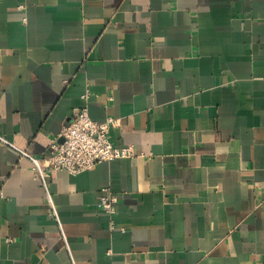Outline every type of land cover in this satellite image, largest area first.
<instances>
[{"label":"crops","instance_id":"crops-1","mask_svg":"<svg viewBox=\"0 0 264 264\" xmlns=\"http://www.w3.org/2000/svg\"><path fill=\"white\" fill-rule=\"evenodd\" d=\"M82 108L134 156L51 205ZM0 137V264H264V0H0Z\"/></svg>","mask_w":264,"mask_h":264},{"label":"built area","instance_id":"built-area-1","mask_svg":"<svg viewBox=\"0 0 264 264\" xmlns=\"http://www.w3.org/2000/svg\"><path fill=\"white\" fill-rule=\"evenodd\" d=\"M116 126L117 120L113 117H107L103 122L97 123L90 118L87 109L82 108L51 142L46 157L36 158L19 151L21 156L31 161L33 174L44 188L51 205L52 200L48 190L51 172L63 170L77 174L90 170L101 162L134 156L132 147H115L111 144L109 131ZM0 140L5 142L2 137ZM118 201L119 195L108 187H103L97 202V210L113 217Z\"/></svg>","mask_w":264,"mask_h":264}]
</instances>
